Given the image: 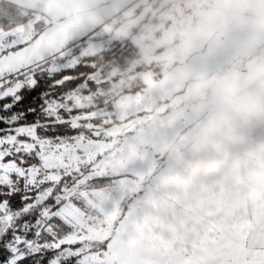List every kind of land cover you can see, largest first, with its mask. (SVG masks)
<instances>
[{
	"label": "rangeland",
	"instance_id": "374dc122",
	"mask_svg": "<svg viewBox=\"0 0 264 264\" xmlns=\"http://www.w3.org/2000/svg\"><path fill=\"white\" fill-rule=\"evenodd\" d=\"M189 9L188 0H0V100L22 89L7 76L71 68L116 42L139 52L129 68L122 58L92 64L56 108L74 111L71 126L85 133L0 137V189L35 198L18 212L0 207V241L11 233L2 249L15 261L264 264V32L254 30L256 13ZM241 62L246 72L235 70ZM75 171L82 179L57 212L70 234L47 225L53 210L22 223L48 183ZM97 178L115 185L90 191Z\"/></svg>",
	"mask_w": 264,
	"mask_h": 264
},
{
	"label": "trees",
	"instance_id": "16d2710c",
	"mask_svg": "<svg viewBox=\"0 0 264 264\" xmlns=\"http://www.w3.org/2000/svg\"><path fill=\"white\" fill-rule=\"evenodd\" d=\"M167 1L172 5L176 0ZM101 56L103 57L100 58L99 55L93 58L90 56L86 57L81 63L74 67L65 68L57 72H51L40 68L25 73L23 76L24 80H33V85L28 88H22L17 94L18 100L12 97L0 100V137L7 136L8 134L12 135L19 130L32 128L37 131V134L43 140L53 139L57 141L61 138L78 135L83 132L85 133L86 131L83 127L73 128L71 126L74 111H66L64 108L56 110L58 105L68 103L66 102L67 95L76 91L82 84L86 83L88 76L96 70L95 67H92V64H98L100 61L101 63H108L122 58V64L128 61L125 67L129 68L131 61L139 57V52L137 47H135L131 41L127 40L119 43L116 42L114 45H111L109 51L103 52ZM7 117H17V120L13 123L4 122L2 118ZM6 160L8 161L7 158ZM35 161H37V159H29V163L27 161V164H33ZM19 162L16 160V163L20 165ZM81 174H83V172L80 171H75L73 174L63 173V177L59 182L48 183L45 188L52 189L50 195L46 197L45 201H41L40 206L24 214L22 223L27 222L33 226L40 219V211L53 210L58 217H55L52 223L48 222L47 225L61 236L70 234L73 228L65 221H62L57 212L67 204L68 196L70 194L72 195L76 189V181L82 179ZM12 177H14L15 182L20 186L21 183L17 180V175H12ZM114 179H94L89 182L88 189L91 191L112 187L115 185L113 184ZM36 192H38V190L34 189L32 194L34 195ZM22 198L23 195L21 193L15 192L10 194L8 188H6V190L0 189V207L3 204H7L11 207L13 212H18L22 209L24 204H33L35 201V198L25 201H23ZM75 198L76 196L73 194L72 200H75ZM58 226L63 231H60ZM10 234L11 233H9L8 236ZM42 235L44 241L48 243L55 240L54 236H46L44 233H42ZM8 236L3 237L0 241V264H29L26 260L15 261L13 256L8 255V253L2 249V245L7 241ZM42 264H48V261H42ZM62 264H76V262L74 259H71Z\"/></svg>",
	"mask_w": 264,
	"mask_h": 264
},
{
	"label": "crops",
	"instance_id": "0c3cea01",
	"mask_svg": "<svg viewBox=\"0 0 264 264\" xmlns=\"http://www.w3.org/2000/svg\"><path fill=\"white\" fill-rule=\"evenodd\" d=\"M184 1V0H183ZM187 1V0H185ZM171 5V3H169ZM176 4V1L172 3V6ZM188 7L196 13L200 11V15L203 17L209 8H214L217 12H220L224 17L226 15L240 16L249 18L251 15H255V23L259 29L258 33L264 32V0H188ZM199 10V11H198ZM245 21V20H244ZM240 26L244 22H240ZM262 25V27H261ZM220 30L224 29V23L221 24ZM253 30V31H254ZM217 32V31H216ZM257 37H261L257 35Z\"/></svg>",
	"mask_w": 264,
	"mask_h": 264
},
{
	"label": "built area",
	"instance_id": "2783aa9c",
	"mask_svg": "<svg viewBox=\"0 0 264 264\" xmlns=\"http://www.w3.org/2000/svg\"><path fill=\"white\" fill-rule=\"evenodd\" d=\"M99 38L102 40L104 44V50H108V46L106 45L105 41V35L101 30H98ZM91 41L87 38L83 39L75 48L76 54H80L85 47H87ZM235 70L238 72H246L247 71V65L245 63H237L235 66ZM24 74H17V75H11L7 76L5 79H3V82H9V84H19L22 88H28L29 83L27 80H24L23 78Z\"/></svg>",
	"mask_w": 264,
	"mask_h": 264
}]
</instances>
